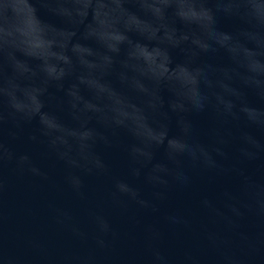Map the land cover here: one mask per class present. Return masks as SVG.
<instances>
[{"label": "water", "instance_id": "obj_1", "mask_svg": "<svg viewBox=\"0 0 264 264\" xmlns=\"http://www.w3.org/2000/svg\"><path fill=\"white\" fill-rule=\"evenodd\" d=\"M248 4L264 20V0ZM162 6L188 22L179 25L180 37L153 23ZM203 23L191 0H0V56L14 70V79L0 92L7 89L17 108L31 117L29 131L43 124L80 163L97 166L99 157L108 166L106 175H86L77 191L43 146L10 144L13 159L0 161V264H264V150L258 155L255 147L256 138L264 149V138L247 123L264 124V112L247 109V121L219 125L212 113L193 116L201 142H207L213 126L234 136L243 129L255 138L246 142L244 156L237 140L225 149L227 158L213 154L214 166L192 171L186 186L170 182L154 195L142 175L133 181L141 189L135 199L126 185L121 190L128 195L113 188L128 179L129 149H141L140 160L161 166L196 151L183 142L175 116L162 124L152 107L159 98L150 85L161 83L165 99L175 96L176 112L186 98L199 102L196 79L183 66L185 56L169 57V46L195 50L211 41L213 63L243 62L250 82L264 84L259 79L264 64L225 34L236 22L222 20L221 31L210 36L202 33ZM119 72L131 87L116 92L111 85ZM65 90L90 112L105 102V122L119 125L115 147L88 150V134L76 131ZM248 99L255 104L251 94ZM92 126L103 130L97 121ZM21 154L30 162L20 164ZM163 174V167L152 172Z\"/></svg>", "mask_w": 264, "mask_h": 264}, {"label": "clouds", "instance_id": "obj_2", "mask_svg": "<svg viewBox=\"0 0 264 264\" xmlns=\"http://www.w3.org/2000/svg\"><path fill=\"white\" fill-rule=\"evenodd\" d=\"M191 3L201 13L204 23L201 24V31L205 36L221 31L220 22L222 20H231L236 22L234 31L226 32L233 42L243 48L250 50L257 61L264 64V20L257 19L251 11L248 0H191ZM134 7L139 5L134 4ZM174 17V18H173ZM153 23L163 31L174 30L178 37L183 35L179 25L187 24L183 18L175 13L172 7L161 8V14L153 18ZM167 55L173 56L174 52L181 53L186 60L184 67L195 77L196 87L199 93V102L194 103L191 98L183 100V108L176 112L173 105L176 98L169 94L165 99L164 85L153 84L156 96L159 102L153 105V110L158 112L161 123L164 124L171 117L175 116L176 125L180 132L183 142L195 148V153H182L180 156H174L169 159L168 164L158 165L152 161H142L139 156L142 150L132 148L128 150L129 165L128 179L117 181L113 188L122 195H128V192L122 191V186L134 193L133 199L141 194V189L133 181L144 177V185L153 189L154 195H159L158 189L167 187L169 183H177L184 187L190 179V173L196 169H208L214 166L211 163L213 154L227 158V151L234 140L239 142L238 154L244 156L246 153L245 144L254 139L250 133L241 129L238 135L221 126H213L208 129L206 143L199 140V133L196 128L193 116L202 113H212L219 124H226L230 121H247L245 111L255 108L257 111L264 112V84L257 87L250 82L249 73L243 62L239 65L218 66L212 61L215 54V46L209 41L208 46L193 50L186 44H177L169 46ZM196 59L193 60L192 57ZM14 70L6 57L0 56V86L5 82L14 79ZM264 82V76L259 77ZM113 91L120 92L130 88L126 74L117 73V81L112 84ZM249 94L255 97V104L249 102ZM66 106L71 118L76 121L78 127L76 131L88 134L87 148L94 152L97 145H103L106 148L116 146V135L119 125L114 120L106 121V112L104 101H99L100 111L90 112L85 109L83 103H75L67 90H65ZM85 99H88L87 97ZM31 117L20 111L11 98L10 92L5 89L0 92V161L5 156L12 160L14 153L11 151L10 144L14 142H26L34 145H41L45 149V155L53 158L57 163L62 164L66 170V181L79 191L84 185L86 175H106L108 166L99 157L98 165L82 164L77 159L69 155L63 147L56 142L51 133L41 124L39 128L29 131L26 124ZM93 121L102 123L103 130L100 127L92 126ZM249 126L257 128L264 138V124H252ZM255 147L257 153L264 150L261 148L260 139L255 138ZM201 156L204 159H201ZM258 158V156H257ZM20 164L30 162L28 154H21L17 157ZM158 167H163L164 174L161 177H153L152 172ZM148 169L147 172L144 170ZM38 173V169H31ZM178 178H183L178 182ZM143 203V201H139Z\"/></svg>", "mask_w": 264, "mask_h": 264}]
</instances>
